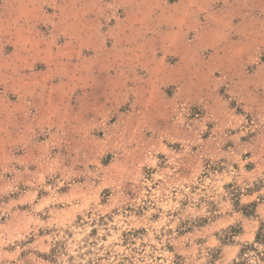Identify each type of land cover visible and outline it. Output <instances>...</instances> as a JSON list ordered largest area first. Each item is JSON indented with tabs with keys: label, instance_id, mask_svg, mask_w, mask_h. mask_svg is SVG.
<instances>
[{
	"label": "rangeland",
	"instance_id": "374dc122",
	"mask_svg": "<svg viewBox=\"0 0 264 264\" xmlns=\"http://www.w3.org/2000/svg\"><path fill=\"white\" fill-rule=\"evenodd\" d=\"M0 264H264V0H0Z\"/></svg>",
	"mask_w": 264,
	"mask_h": 264
}]
</instances>
